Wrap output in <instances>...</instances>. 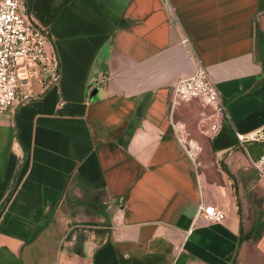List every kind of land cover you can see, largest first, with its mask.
I'll return each instance as SVG.
<instances>
[{
    "label": "crops",
    "instance_id": "obj_1",
    "mask_svg": "<svg viewBox=\"0 0 264 264\" xmlns=\"http://www.w3.org/2000/svg\"><path fill=\"white\" fill-rule=\"evenodd\" d=\"M23 3L52 17L60 77L20 68L0 110V264H264V141L235 135L264 124V0ZM199 61L227 107L214 134L173 103Z\"/></svg>",
    "mask_w": 264,
    "mask_h": 264
},
{
    "label": "built area",
    "instance_id": "obj_2",
    "mask_svg": "<svg viewBox=\"0 0 264 264\" xmlns=\"http://www.w3.org/2000/svg\"><path fill=\"white\" fill-rule=\"evenodd\" d=\"M47 26L36 23L25 11L23 0H0V110L13 107L20 101V68L30 72L38 70L45 81L55 84L60 77V67L56 51L48 50ZM173 103L197 100L211 107L212 112L204 115L199 125L206 132L214 134L218 121L206 122L209 115L228 116L227 107L206 67L199 61L193 72L178 77L173 82ZM27 95L23 94V98ZM237 139L244 141H264V124L243 134L235 132ZM192 148V154H195ZM258 174L264 177V147L251 160ZM201 213L211 220H221L223 209L212 204L201 207Z\"/></svg>",
    "mask_w": 264,
    "mask_h": 264
},
{
    "label": "rangeland",
    "instance_id": "obj_3",
    "mask_svg": "<svg viewBox=\"0 0 264 264\" xmlns=\"http://www.w3.org/2000/svg\"><path fill=\"white\" fill-rule=\"evenodd\" d=\"M193 109H194V112L182 115V119L186 122V125H185L186 128H188L190 125H193L196 127L199 124L201 117H203L206 114H210L212 112L211 107L207 105H203L201 102L197 100L195 104L193 105ZM195 110L197 111V113L195 112ZM188 145L191 146L192 148L196 146V144L192 142H189ZM197 149L198 148L196 146V150Z\"/></svg>",
    "mask_w": 264,
    "mask_h": 264
},
{
    "label": "trees",
    "instance_id": "obj_4",
    "mask_svg": "<svg viewBox=\"0 0 264 264\" xmlns=\"http://www.w3.org/2000/svg\"><path fill=\"white\" fill-rule=\"evenodd\" d=\"M51 19H52L51 16L48 17L43 25L48 26V24L50 23ZM195 159H196V161H198L197 160V155H195ZM262 229H264V224L263 225H259V224L258 225L257 224L254 225L253 230H252L253 235L255 237H259L261 232H262Z\"/></svg>",
    "mask_w": 264,
    "mask_h": 264
}]
</instances>
